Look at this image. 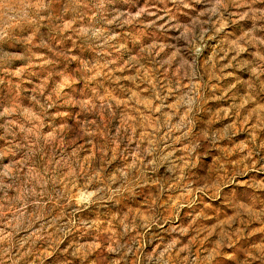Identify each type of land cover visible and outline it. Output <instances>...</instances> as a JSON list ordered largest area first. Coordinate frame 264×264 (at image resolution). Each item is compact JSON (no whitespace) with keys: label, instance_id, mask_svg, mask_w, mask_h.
<instances>
[{"label":"rangeland","instance_id":"rangeland-1","mask_svg":"<svg viewBox=\"0 0 264 264\" xmlns=\"http://www.w3.org/2000/svg\"><path fill=\"white\" fill-rule=\"evenodd\" d=\"M0 264H264V0H0Z\"/></svg>","mask_w":264,"mask_h":264},{"label":"clouds","instance_id":"clouds-1","mask_svg":"<svg viewBox=\"0 0 264 264\" xmlns=\"http://www.w3.org/2000/svg\"><path fill=\"white\" fill-rule=\"evenodd\" d=\"M217 3L219 4V3H222V0H217Z\"/></svg>","mask_w":264,"mask_h":264}]
</instances>
